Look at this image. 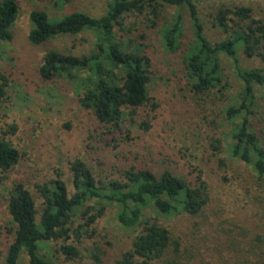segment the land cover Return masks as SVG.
I'll return each instance as SVG.
<instances>
[{
	"label": "trees",
	"instance_id": "obj_1",
	"mask_svg": "<svg viewBox=\"0 0 264 264\" xmlns=\"http://www.w3.org/2000/svg\"><path fill=\"white\" fill-rule=\"evenodd\" d=\"M39 1H48L59 10L72 2ZM214 1L222 0H108L99 17L82 12L49 16L34 9L29 14L31 28L27 39L38 47L56 38L92 35L87 53L49 50L38 73L44 83L65 79L77 84V104L94 121L89 140L96 139L104 148L112 145L113 150L126 147L132 140L124 123L135 125L139 110L150 102L148 84L153 55L146 43L149 39L146 31L155 32L166 54L181 55V73L194 96H223L222 90L228 82L221 57L227 59L239 90L223 106L222 124L228 127L224 142L216 139L217 147L211 148L214 156L223 148L226 160L249 169L257 193L254 201L258 220L251 225L257 230L250 236L244 230L232 240L229 236L220 240L215 264H264V105L257 98V89L264 88V68L244 70L238 56L241 52L247 59L256 58L264 67V18H256L248 6L218 3L211 13V27L220 37L211 42L199 6ZM184 14L189 25L187 43H183ZM18 15V0H0V46L12 41V28ZM129 15L146 21V29L134 40L130 37L138 30L124 24ZM83 74L85 78H81ZM7 86V78L0 73V108L7 99ZM141 126L148 128L144 122ZM217 158L223 167L225 159ZM20 161V153L0 137V185L8 180ZM95 161L97 166L102 165ZM126 162L117 169L116 178L100 179L87 163L74 158L69 163L71 188L60 177L36 186L39 207L22 184H12L7 193L12 226L7 232L11 240L2 264H20L23 254L28 264H55L51 256L41 253V245L46 243L53 244L52 253L65 262H74L79 258L77 245L94 237L95 224L110 206L117 209L120 227L137 233L118 259L104 250L91 255L93 264H193L189 263L193 256L186 253L185 257L180 242L150 215L172 218L196 217L202 213L209 202L202 173L198 171L191 178L165 164L151 167L136 159Z\"/></svg>",
	"mask_w": 264,
	"mask_h": 264
},
{
	"label": "rangeland",
	"instance_id": "obj_2",
	"mask_svg": "<svg viewBox=\"0 0 264 264\" xmlns=\"http://www.w3.org/2000/svg\"><path fill=\"white\" fill-rule=\"evenodd\" d=\"M107 1L72 0L63 10H59L48 1L18 0L19 15L12 28L13 39L0 46V73L8 81L7 99L0 108V137L21 155L20 163L8 180L0 185V264L11 240V234L7 232L12 227L7 212V193L12 184H22L39 207L36 186L60 177L71 188L69 163L74 158L87 163L100 179L116 178L114 174L117 169L126 165V161L132 163L135 159L151 167L168 165L191 178L200 171L209 197L202 213L196 217L178 215L163 218L154 214L150 217L156 218L180 242V250L185 257L187 254L193 256L189 263L215 264L216 247L220 240L228 236L232 240L234 236L242 235L241 231L244 230L250 236L257 230L251 225L258 220L254 201L257 193L249 169L226 160L223 148L218 156H214L211 148L217 147L214 143L216 139L224 142L228 127L222 124L223 106L239 90L231 63L221 57L228 82V86L222 90L223 96H194L185 85L181 73V55L166 54L157 42L155 32L146 31L149 38L146 43L153 55L148 84L150 102L139 110L135 125L131 126L129 121L124 123V128L131 132L132 140L126 147L117 150H113L112 145L104 148L96 139L89 140L94 121L77 104L75 82L58 79L48 84L39 77L38 70L49 50L87 53L93 37L86 33L76 39L56 38L42 46H33L27 39L31 28L30 12L40 9L49 16L82 12L99 17L104 13ZM224 2L248 6L256 18H264V0H222L201 4L199 15L211 42L220 37L219 32L211 27V13L218 3ZM124 24L125 27L133 25V30H138L130 37L133 40L146 29L143 17L129 15ZM184 28L186 38L183 43H187L190 35L185 14ZM238 56L239 65L244 70L264 68L256 58L247 59L241 52ZM85 77V74L81 75V78ZM257 98L264 105V88L257 89ZM143 122L148 125L147 129L141 126ZM217 157L225 159L223 167L219 166ZM95 159L102 165L97 166ZM116 212L114 206L107 208L94 226V237L77 245L79 258L74 262H65L62 257L52 253L54 245L51 243L41 245V253L48 258L51 256L55 264H93L91 255L104 250L118 259L120 252L128 249L137 232L123 230L116 219ZM20 264H28L24 254Z\"/></svg>",
	"mask_w": 264,
	"mask_h": 264
}]
</instances>
